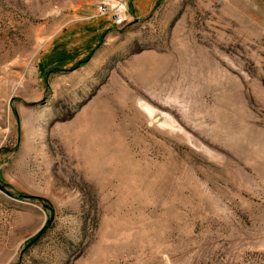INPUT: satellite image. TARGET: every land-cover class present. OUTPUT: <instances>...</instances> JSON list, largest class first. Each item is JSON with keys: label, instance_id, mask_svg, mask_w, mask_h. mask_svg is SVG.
I'll list each match as a JSON object with an SVG mask.
<instances>
[{"label": "rangeland", "instance_id": "rangeland-1", "mask_svg": "<svg viewBox=\"0 0 264 264\" xmlns=\"http://www.w3.org/2000/svg\"><path fill=\"white\" fill-rule=\"evenodd\" d=\"M0 264H264V0H0Z\"/></svg>", "mask_w": 264, "mask_h": 264}, {"label": "built area", "instance_id": "built-area-1", "mask_svg": "<svg viewBox=\"0 0 264 264\" xmlns=\"http://www.w3.org/2000/svg\"><path fill=\"white\" fill-rule=\"evenodd\" d=\"M110 1H107V4L102 3L98 5L97 12L99 16H105L108 13L109 21L112 25L121 24L124 19L122 18V14H124V9L122 4H111Z\"/></svg>", "mask_w": 264, "mask_h": 264}]
</instances>
